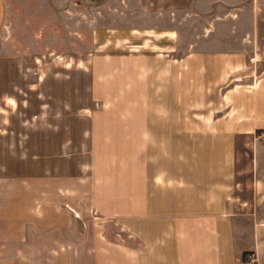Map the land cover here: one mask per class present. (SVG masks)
<instances>
[{
    "label": "crops",
    "instance_id": "obj_1",
    "mask_svg": "<svg viewBox=\"0 0 264 264\" xmlns=\"http://www.w3.org/2000/svg\"><path fill=\"white\" fill-rule=\"evenodd\" d=\"M0 112V264H264V0H0Z\"/></svg>",
    "mask_w": 264,
    "mask_h": 264
},
{
    "label": "rangeland",
    "instance_id": "obj_2",
    "mask_svg": "<svg viewBox=\"0 0 264 264\" xmlns=\"http://www.w3.org/2000/svg\"><path fill=\"white\" fill-rule=\"evenodd\" d=\"M187 1V0H186ZM106 16L104 20L102 19V16H97L96 13V3H89L88 8V19L89 22L87 24H82V40H80V36H77L74 32L71 34L68 31L63 34V37L66 38L70 35H72V40L74 42V45L72 47H58L56 48L59 53H63L62 56L59 58L61 59L62 64L69 63V65H76L78 62H73L72 57H80V55L88 54L89 57L100 50L107 49V48H116V49H130V46H112L113 44H116V42L120 43L123 39H139L140 35H129V31H112V30H100L98 31L97 27V18L99 17V22L103 23L104 25H112V23H116L119 27L121 26H127L129 24V21L127 22L128 18L124 17L126 22L124 20H117V22H113V13L112 12H106ZM79 25H74V27H78ZM80 33V31H79ZM138 33V32H137ZM70 34V35H69ZM68 39V38H66ZM115 39V42L113 43V40ZM109 40V41H108ZM119 40V41H117ZM105 43V45H104ZM38 50L41 48H37ZM72 55V56H71ZM66 56V57H64ZM40 101H47L45 98L40 99ZM15 104L9 103V111L10 116L15 117L16 111H15ZM9 111L3 110V114L7 115ZM1 113V112H0ZM1 120V116H0ZM1 125V124H0ZM1 129V127H0ZM11 130V127L8 128ZM242 179H246L245 176H242Z\"/></svg>",
    "mask_w": 264,
    "mask_h": 264
},
{
    "label": "built area",
    "instance_id": "obj_3",
    "mask_svg": "<svg viewBox=\"0 0 264 264\" xmlns=\"http://www.w3.org/2000/svg\"><path fill=\"white\" fill-rule=\"evenodd\" d=\"M258 137L264 138V130L259 132ZM247 261H248V264H254L256 262V254H255V252H252V253L248 254Z\"/></svg>",
    "mask_w": 264,
    "mask_h": 264
}]
</instances>
